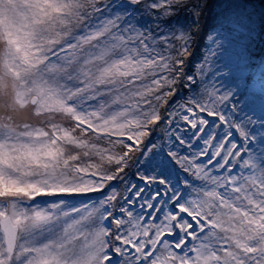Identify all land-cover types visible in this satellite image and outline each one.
<instances>
[{
	"label": "snow or ice",
	"instance_id": "obj_1",
	"mask_svg": "<svg viewBox=\"0 0 264 264\" xmlns=\"http://www.w3.org/2000/svg\"><path fill=\"white\" fill-rule=\"evenodd\" d=\"M202 7L0 0V264H264V86L190 72Z\"/></svg>",
	"mask_w": 264,
	"mask_h": 264
},
{
	"label": "rangeland",
	"instance_id": "obj_2",
	"mask_svg": "<svg viewBox=\"0 0 264 264\" xmlns=\"http://www.w3.org/2000/svg\"><path fill=\"white\" fill-rule=\"evenodd\" d=\"M200 17V47L199 52L190 59V72L215 47L213 40L208 39L211 35L215 41L221 42L216 56L211 58L214 61L213 66H219V70L225 73L229 70L223 67L224 64L231 65L233 69L244 68L243 80L233 99L237 103L247 99L254 106H258L264 86V33L260 25L264 19L263 8L256 0H215L207 4L203 13L200 12ZM176 18L189 20L191 14L185 8H180ZM148 21L153 22L151 17H148ZM195 37L197 32L192 42ZM208 78L211 79V76ZM231 78L229 74L220 79L227 86ZM240 106L243 107V104L240 103Z\"/></svg>",
	"mask_w": 264,
	"mask_h": 264
},
{
	"label": "trees",
	"instance_id": "obj_3",
	"mask_svg": "<svg viewBox=\"0 0 264 264\" xmlns=\"http://www.w3.org/2000/svg\"><path fill=\"white\" fill-rule=\"evenodd\" d=\"M213 1H215V0H199V2L203 4V7L200 10V12L203 13L204 9L207 8V4L213 3ZM256 1L263 8V18H264V0H256ZM260 25H261L262 33H264V19H263V22L260 23ZM200 28L202 29V26H200ZM195 40H197V41H195ZM199 47H200V38H199V32H197V37H195L194 41L192 42V45L190 46L191 50H188V52H189V55L187 57L188 67L190 64V59L192 60V57L195 56L196 53L199 52Z\"/></svg>",
	"mask_w": 264,
	"mask_h": 264
}]
</instances>
